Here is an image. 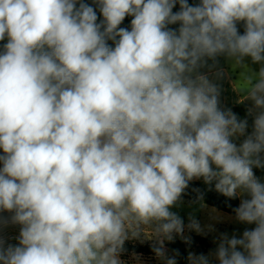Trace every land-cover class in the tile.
<instances>
[{"label": "clouds", "instance_id": "1", "mask_svg": "<svg viewBox=\"0 0 264 264\" xmlns=\"http://www.w3.org/2000/svg\"><path fill=\"white\" fill-rule=\"evenodd\" d=\"M5 40L0 229L19 233L0 235V264H125L141 237L176 264L165 241L189 240L172 209L193 180L240 197L235 219L254 225L210 255L264 264V0H0ZM219 57L247 69L251 126L222 107Z\"/></svg>", "mask_w": 264, "mask_h": 264}, {"label": "crops", "instance_id": "2", "mask_svg": "<svg viewBox=\"0 0 264 264\" xmlns=\"http://www.w3.org/2000/svg\"><path fill=\"white\" fill-rule=\"evenodd\" d=\"M6 42L7 41L5 40L4 43ZM218 61L219 68L224 69L226 73L225 77L221 81H219L222 89V107L230 108L232 110V107L238 103H245L247 105V108L250 107L251 102L244 101L245 97L240 91L241 89L246 87V84L243 80V73L247 71V69H240L235 65H231V63L225 57H219ZM246 63H248L253 70H258L259 68L258 65L251 64L250 60H246ZM202 71H207V69H204ZM254 171L256 176L264 181V169H254ZM172 210L180 215L184 220L186 226L185 232L183 234L184 237L188 238L192 234L210 237L212 241V247L208 252L204 253V255L210 257L211 264H219V262L215 260L214 255L210 254L215 253V250L220 241L221 233H227L229 237L235 235L237 236V238H239L240 236H242V233L245 229H251L252 227H254V225H247L238 222L235 219V215L225 213L199 200L195 201L181 199V202ZM0 215L7 217L9 214L0 213ZM189 217H193L199 222L201 228L203 229L201 233L198 234L197 232L189 230L187 228ZM15 232L19 233V227L15 225H8L7 227H3L2 229H0V235H3L7 243H17L16 238L12 237L11 235V233ZM179 238L182 239V237L180 236ZM189 253L197 255L194 250H189L188 256ZM161 264H165V261L162 259Z\"/></svg>", "mask_w": 264, "mask_h": 264}, {"label": "trees", "instance_id": "3", "mask_svg": "<svg viewBox=\"0 0 264 264\" xmlns=\"http://www.w3.org/2000/svg\"><path fill=\"white\" fill-rule=\"evenodd\" d=\"M85 2L91 4L92 0H85ZM198 0H189V3H196ZM179 5L173 11H178ZM131 17H126L121 27H130ZM241 33L243 32V26L238 25ZM4 44V41H0V46ZM247 105L245 103H238L232 107V111L235 112L241 119L247 117ZM249 121V126H251L252 118L247 117ZM251 127H249V131ZM198 189L199 191H194ZM202 194V202L208 204L218 210H221L225 213L235 215L233 209L239 206L240 199L239 197L235 199H229L224 197L215 191L214 185H206L202 180L200 181H191L189 183L188 189H186L185 194L182 196V199L185 200H199L198 197ZM188 242L182 239H174L172 242H169L165 245L166 252L170 257L175 256L177 264H189L188 261V252L189 250H194L197 255L204 254L208 252L212 247V241L209 236H201L192 234L189 237ZM155 242H132L126 241L124 245L123 253H137L144 254L148 256H156L153 251V245ZM178 250L179 255H175V251Z\"/></svg>", "mask_w": 264, "mask_h": 264}, {"label": "rangeland", "instance_id": "4", "mask_svg": "<svg viewBox=\"0 0 264 264\" xmlns=\"http://www.w3.org/2000/svg\"><path fill=\"white\" fill-rule=\"evenodd\" d=\"M178 5L179 4H177L174 9H176L178 7ZM170 27L177 28L178 25H171ZM209 63H210V61H209ZM11 235H12V237L16 238L18 236V232L11 233ZM215 238H217V237H215ZM174 239H179V236H176ZM127 241L142 242V243L155 242L154 240L145 239L143 237H141L139 239H129ZM167 243H169V242L165 241V245ZM167 256H169L168 253H167ZM120 258H121L122 261L125 262V264H161V259L158 258L157 256L154 257V256H148V255H144V254H137V253H123L122 254L121 253V257Z\"/></svg>", "mask_w": 264, "mask_h": 264}, {"label": "built area", "instance_id": "5", "mask_svg": "<svg viewBox=\"0 0 264 264\" xmlns=\"http://www.w3.org/2000/svg\"><path fill=\"white\" fill-rule=\"evenodd\" d=\"M154 257H156V256H154Z\"/></svg>", "mask_w": 264, "mask_h": 264}]
</instances>
